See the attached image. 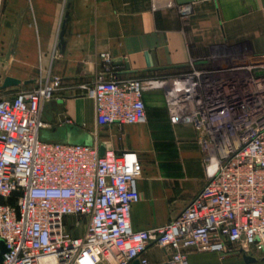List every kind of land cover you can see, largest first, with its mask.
Masks as SVG:
<instances>
[{
  "label": "built area",
  "instance_id": "obj_1",
  "mask_svg": "<svg viewBox=\"0 0 264 264\" xmlns=\"http://www.w3.org/2000/svg\"><path fill=\"white\" fill-rule=\"evenodd\" d=\"M99 58L92 81L38 74L33 86L0 95V264H149L153 244L165 264H190L191 251L263 248L264 54L222 48L208 64L191 58L171 73L137 76L113 75L110 56ZM155 89L171 121L195 129L206 178L169 222L135 230L138 153L104 145L101 154L98 144L46 141L40 131L60 91L92 98L97 124L121 127L146 122L143 96Z\"/></svg>",
  "mask_w": 264,
  "mask_h": 264
},
{
  "label": "crops",
  "instance_id": "obj_2",
  "mask_svg": "<svg viewBox=\"0 0 264 264\" xmlns=\"http://www.w3.org/2000/svg\"><path fill=\"white\" fill-rule=\"evenodd\" d=\"M183 6L176 0H2L0 85L6 76L29 83L2 88L0 95L33 86L38 74L58 77L64 85L92 81L101 70V52L110 56L116 76L167 74L191 58L208 64L222 48L264 54V0H194ZM177 65L182 66L170 67ZM143 98L146 122L117 132L116 126L97 124L94 101L82 94L60 91L43 110L49 127L42 131L61 140L100 147L99 134L109 128L115 152L138 153L143 172L130 213L135 230L169 222L206 178L195 129L171 121L162 90ZM246 254L255 258L248 264H264V247ZM145 257L149 264H165L166 254L153 244ZM188 261L246 264L236 247L191 251Z\"/></svg>",
  "mask_w": 264,
  "mask_h": 264
},
{
  "label": "water",
  "instance_id": "obj_3",
  "mask_svg": "<svg viewBox=\"0 0 264 264\" xmlns=\"http://www.w3.org/2000/svg\"><path fill=\"white\" fill-rule=\"evenodd\" d=\"M194 0H176V2L179 5H186L189 4L191 2H193ZM68 16H66V20L64 21L63 27H62V34L64 33V27H65V23L67 21ZM61 34V36H62ZM182 65H177V66H170V67H179ZM27 84L29 83V81H21L17 78L11 77V76H6L2 82V84L0 85V89L2 88H6L9 86H13V85H20V84ZM71 128V127H70ZM73 128V127H72ZM74 129H76V127H74ZM43 137L45 138L44 140L46 141H52V142H67L65 140H61V138H59V135L57 133H51V132H47V131H43ZM69 143H81V142H76V141H71ZM100 153L102 154L104 152V146H100L99 147ZM2 248H4V245H2ZM243 252V259L245 261L246 264H248L249 262H252L255 260V258L249 254H246V252L244 250H242ZM131 264H140L139 260L135 259L131 262Z\"/></svg>",
  "mask_w": 264,
  "mask_h": 264
},
{
  "label": "rangeland",
  "instance_id": "obj_4",
  "mask_svg": "<svg viewBox=\"0 0 264 264\" xmlns=\"http://www.w3.org/2000/svg\"><path fill=\"white\" fill-rule=\"evenodd\" d=\"M115 128H116V132H117V129L121 130L123 128V126H121V127H117L116 126ZM110 130L111 129L108 128L107 134L105 132L99 134L98 140L101 141L104 145H110L112 147L111 139H110V135H111L110 134V132H111ZM40 138L42 140L45 139L43 137V131L42 130L40 131ZM78 221H79V226L77 228H75V229L73 227L69 228L67 226L73 232L74 235L81 234L83 232V230H84V225L86 224V219H84V218H81ZM71 222H73V218H69L67 220V225H70Z\"/></svg>",
  "mask_w": 264,
  "mask_h": 264
}]
</instances>
